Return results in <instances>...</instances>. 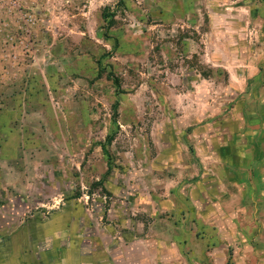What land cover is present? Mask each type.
Listing matches in <instances>:
<instances>
[{"label":"rangeland","instance_id":"374dc122","mask_svg":"<svg viewBox=\"0 0 264 264\" xmlns=\"http://www.w3.org/2000/svg\"><path fill=\"white\" fill-rule=\"evenodd\" d=\"M0 264H264V0H0Z\"/></svg>","mask_w":264,"mask_h":264},{"label":"crops","instance_id":"0c3cea01","mask_svg":"<svg viewBox=\"0 0 264 264\" xmlns=\"http://www.w3.org/2000/svg\"><path fill=\"white\" fill-rule=\"evenodd\" d=\"M216 209H217V212H219L222 215H224L226 219L227 218L231 219V218H233L234 215L238 214L237 211L238 210H241L242 208H236V209L235 208H230V209H228V208H216ZM254 221L255 220H252V222H254ZM246 229L249 230V231H251L252 228L249 227V228H246ZM249 235H251V233Z\"/></svg>","mask_w":264,"mask_h":264},{"label":"trees","instance_id":"16d2710c","mask_svg":"<svg viewBox=\"0 0 264 264\" xmlns=\"http://www.w3.org/2000/svg\"><path fill=\"white\" fill-rule=\"evenodd\" d=\"M103 19H104L105 21H107V26H108V28L111 27V26L113 25V20H110V19L107 18V13H106V12H104V14H103Z\"/></svg>","mask_w":264,"mask_h":264}]
</instances>
